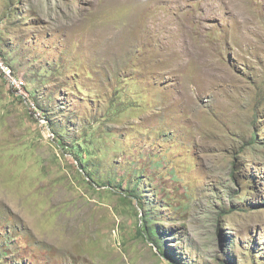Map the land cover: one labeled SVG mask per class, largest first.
<instances>
[{"label":"rangeland","instance_id":"obj_1","mask_svg":"<svg viewBox=\"0 0 264 264\" xmlns=\"http://www.w3.org/2000/svg\"><path fill=\"white\" fill-rule=\"evenodd\" d=\"M0 264H264V0H0Z\"/></svg>","mask_w":264,"mask_h":264},{"label":"trees","instance_id":"obj_2","mask_svg":"<svg viewBox=\"0 0 264 264\" xmlns=\"http://www.w3.org/2000/svg\"><path fill=\"white\" fill-rule=\"evenodd\" d=\"M155 233H156V231L148 230V234L147 235L154 236ZM156 243H158V245H159V242L158 241Z\"/></svg>","mask_w":264,"mask_h":264},{"label":"built area","instance_id":"obj_3","mask_svg":"<svg viewBox=\"0 0 264 264\" xmlns=\"http://www.w3.org/2000/svg\"><path fill=\"white\" fill-rule=\"evenodd\" d=\"M9 72V70H7V73Z\"/></svg>","mask_w":264,"mask_h":264}]
</instances>
